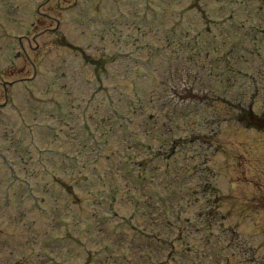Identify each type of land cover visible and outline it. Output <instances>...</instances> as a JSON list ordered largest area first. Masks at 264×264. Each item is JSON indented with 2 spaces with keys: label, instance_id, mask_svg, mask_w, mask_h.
<instances>
[{
  "label": "rangeland",
  "instance_id": "1",
  "mask_svg": "<svg viewBox=\"0 0 264 264\" xmlns=\"http://www.w3.org/2000/svg\"><path fill=\"white\" fill-rule=\"evenodd\" d=\"M168 3L79 0L68 9L67 0L0 1V202L6 190L14 199L10 206L0 204V264H40L30 257L37 251L53 264H264V130L231 125L248 110L264 113V0H184L171 3L165 16L163 9L151 17L152 8ZM209 4L225 12L236 7L232 23L215 19L233 31L206 32L216 24L201 18L212 15ZM119 13L125 21L120 35H108L104 51L91 60L99 73L94 66L87 71L88 40L104 23L109 33L117 31L111 18ZM182 18L185 29L177 23ZM146 21L153 26L143 28ZM259 34L263 38L255 39ZM214 47L218 57L210 51ZM58 49L68 63L63 67L61 59L53 70L50 50ZM229 54L233 70L242 72L232 73L242 82L232 77L226 83L222 58ZM43 61L51 74L46 69L41 76ZM64 70L67 77L54 74ZM94 80L111 91L107 96L121 94L114 104L123 112L132 104L123 95L136 92L137 105L147 110L136 109L134 131L130 125L118 128L120 118L131 119L125 113L105 117V131L98 128L97 115L115 116L104 94L100 100V86L90 89ZM172 87V96L186 103L169 101ZM225 88L233 94L222 97ZM166 123L174 126L166 129ZM216 128L215 137H208ZM135 134L148 149L134 150ZM201 141L217 150H199ZM170 142L173 151L166 152ZM148 150L165 159L159 171L144 163L133 171V158L142 163ZM12 165L19 178L7 173ZM207 180L214 195L205 188ZM199 191L214 199L199 201Z\"/></svg>",
  "mask_w": 264,
  "mask_h": 264
}]
</instances>
